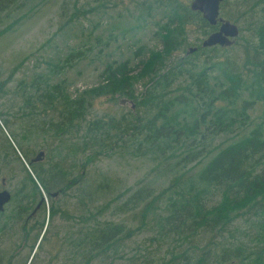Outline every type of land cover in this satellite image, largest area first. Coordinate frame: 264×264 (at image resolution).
<instances>
[{"label": "trees", "instance_id": "obj_1", "mask_svg": "<svg viewBox=\"0 0 264 264\" xmlns=\"http://www.w3.org/2000/svg\"><path fill=\"white\" fill-rule=\"evenodd\" d=\"M104 1L110 0H93V3ZM30 2L0 0V25L5 21L9 23L16 14L27 12ZM79 2L73 3L72 8ZM229 4L234 12L230 11ZM138 6L145 11H139L131 28L140 32L147 24L155 26L159 38L156 49L160 48V51L148 54L147 61H138V69L132 71H137L136 76H130L128 69L121 71L120 66L127 62L113 61L106 64L99 83L73 98L66 95L61 83L49 85L46 77H39L34 88L46 90L42 100L50 110L58 108L59 130L67 135L73 132L80 135L84 130L82 142L74 141L73 151L71 153L69 149L66 159L71 156L76 160L78 150L97 146L108 132H115V138H127L122 147L128 154L148 157L156 169L160 164L165 166L164 176H170V182L159 192L145 186L127 196L121 207L122 214L138 215V226L133 228L123 222H107L102 226L91 223L87 232L78 233V239L73 236V231L63 229L58 232L55 243L42 244L38 250L49 255L47 264H52L55 258L54 247L51 250L47 247L57 244L62 253L71 246L75 261L79 257L84 260L83 264H91L100 257L108 264H115L116 260H121L126 242L149 228L150 238L144 242L150 248L145 249L142 256L138 255L139 249L127 260L128 264H264V0H223L220 5V12L227 17L224 19L236 23L246 18L250 25L252 34L246 48L249 51L243 63L224 55L234 44L225 48H202V42L198 46L188 42L193 29L207 37L218 29V24L209 25L200 13L191 11L184 0H142ZM245 6L248 11L243 12L241 8ZM68 8L65 1L62 9ZM85 10H89L87 5L75 7L72 18L75 21L82 19L81 13ZM15 24L10 25L13 27L11 33H15ZM126 30L118 31L124 34ZM7 31L8 26L1 30V36ZM96 31L84 36L86 43L83 42V46L87 52L93 51L94 45L108 47V41L101 43L100 34L107 33L110 37L111 30H98V34ZM243 31L239 29V36ZM190 48H196V51L188 54ZM140 50L135 46L133 54L139 55ZM86 58L85 50L71 49L64 60L58 57L60 61L54 65L52 74L58 75L66 67L73 66L74 61L82 62ZM61 61L64 66H59ZM145 63L148 64V77L139 84L135 77H143ZM114 65L117 69L110 75ZM170 88L174 89L171 91ZM135 93L139 100L134 113L138 109L145 110L147 117H139L135 122L127 121L126 115L116 122L113 119H85L93 99H120V105L121 100L132 102ZM84 96L86 100H83ZM35 101L40 104V96ZM258 104L262 112L259 122L254 124L249 112ZM32 109L31 103L27 104L26 110ZM28 119L29 128H33L37 121ZM9 123L5 125L11 130ZM237 132V137H233ZM11 135L15 137V133L11 132ZM221 137L233 138L205 151V141ZM30 138L31 133L25 132L21 142L28 143ZM131 148L132 152L129 151ZM23 151L25 158L32 153L31 150ZM2 152L0 146V158ZM204 159H207L205 164L195 171V166L202 164ZM6 160L9 163L8 158ZM62 162L57 161L47 170L35 168L37 179L32 173L31 177L23 175L24 185L18 189L17 198L22 204L14 206L8 213H0V243L5 247V251L0 250V264H26L33 252L40 232L37 229L26 231L28 224L25 221L43 199L38 200L42 192L40 184L51 198L53 193H59L60 198L73 187L84 186V176L79 182L69 180ZM194 162L196 164L188 168ZM11 174L15 177L17 173ZM61 180L64 181L61 183ZM105 190V186L99 185L95 196L102 198ZM84 196L85 192H81V202ZM94 198L90 196V201ZM105 209H99L97 214ZM253 232L257 246L250 249L244 239ZM163 248L165 250L161 251Z\"/></svg>", "mask_w": 264, "mask_h": 264}, {"label": "rangeland", "instance_id": "obj_2", "mask_svg": "<svg viewBox=\"0 0 264 264\" xmlns=\"http://www.w3.org/2000/svg\"><path fill=\"white\" fill-rule=\"evenodd\" d=\"M65 1L69 6L67 10L62 9ZM76 1L31 0L27 12L21 15L16 14L12 20L9 19V23L5 21L0 25V89L5 86L4 92L0 93L2 110V114H0V146L3 149L1 154L3 156L0 158V189H2L1 182L5 178L6 187L16 194L19 187L24 185L25 178L23 175L28 174L31 177V173L35 174V168L40 171L47 170L54 167L57 161L68 160V162L62 163L65 164L64 171L68 172L69 180L79 182L84 176V186L82 188L75 186L58 199H52L44 190L45 194L41 192L38 200L40 201L45 195L46 206L52 202H69L73 209L71 215H77L80 218V221L73 219L69 221V224L75 227L73 236H77L78 239V233L80 234L82 230L87 232L86 229L91 223L92 225L100 223L102 226L107 222L116 224L123 222L133 228L138 226L140 222L138 215L122 214L121 207L127 196L145 186L152 187L154 192H159L170 182V176H164L165 166L160 164L156 169L148 157L128 154L126 149L122 147V143L127 138H115V132H108L97 146H88L87 150H78L76 160H73L71 156L66 159L69 149L71 153L73 151L71 146L74 141L82 142L84 130L82 129L80 135L77 132L67 135L63 130L58 129L57 126L60 121L58 108L50 110L43 103L42 95L47 92L34 88V85L39 83L38 78L46 77L45 80H48L49 85L53 86L61 83L66 95H72L73 98L101 81L100 74L108 62H127V64L122 63L121 71L124 72L128 69L131 72L130 76H136L137 71H132L138 69L136 68L138 61H147L148 54L160 51V48L156 49L159 46V38L155 26L147 24L143 26V30L140 32L131 28L135 25L134 20L139 11H145L143 7L139 9L140 6H138L142 0H110L103 3H93V0H78L80 1L79 4L72 8V4ZM190 1L184 0L188 5ZM83 5H87L89 10L82 12V19L75 21L72 18L74 9L75 7H83ZM229 7L230 11H233V6L229 4ZM31 9L33 10L30 11ZM91 9L95 11L91 12ZM241 10L246 12L248 7L245 6ZM221 16L227 19L222 12ZM11 23H17L14 28L16 29L15 33L10 32L13 29V27L10 28ZM233 24L244 31L235 39L234 45L224 52V55L226 58H232L235 62L243 63L249 51L246 48L249 47L248 41H250L252 34L250 25L246 22V18ZM7 26L9 31L1 36V30L6 29ZM140 26L142 27V25ZM121 28L127 29L124 34L118 31ZM108 29L111 30L112 36L108 37L107 33L100 34L101 43L105 44L108 41V47L106 48L102 44L94 45L93 51L87 52L83 46V42L86 43L84 36H89L92 30H97L96 34H98V30ZM205 37L193 29L188 42L198 46ZM135 46H139L141 49L137 56L133 54ZM100 48H102V53H99ZM71 49L85 50L87 58L82 62L74 61L73 66L66 67L58 75L52 74L55 69L54 65L60 61L58 57L61 56V60H64L65 55ZM50 62L51 66L49 65ZM64 65V61H61L59 66ZM143 68L146 76L143 74V77H135L139 84L144 77H148V64L145 63ZM113 69H117V65L110 68V75L115 73ZM146 80L147 78L144 81ZM246 82L248 81L246 80ZM139 88L142 89V86ZM46 89L48 88L46 87ZM170 89L172 91L174 88ZM173 93L175 94L177 91ZM39 96L40 104H36L35 100ZM83 100H86V96L83 97ZM119 100L113 101L108 97L93 99L90 108L85 113V119L87 121L113 119L116 122L126 115L127 121L135 122L139 117L148 116V114H144L145 110L138 109L137 113H134L135 107L134 109L131 108L132 104L138 103L139 99L136 93L132 102L125 101L119 105ZM30 103L33 109L26 110L27 104ZM261 112L262 109L259 104L249 112L254 124L259 122ZM28 118L37 121L33 128H29ZM8 121L11 130L5 125V123L8 124ZM83 125H85V120ZM11 132L15 133V137L11 135ZM25 132L31 133L28 143L25 140L21 142ZM237 134L238 132L233 137H237ZM233 137H221L212 141L209 139L204 142L205 151H209L217 143ZM23 149H26L25 153L32 151L28 158L26 156L27 159L24 157ZM40 150L46 153V159L31 166L30 159L36 157ZM129 151L132 152L133 148ZM14 153L17 154L18 158ZM5 157L8 158L9 163ZM206 161L207 159H204L202 164L196 165L195 171L202 167ZM195 164L194 162L188 168ZM13 172L17 173L15 177H13L14 174H11ZM101 184L106 187V190L102 192V198L95 196V190ZM81 192H85L83 202H81ZM90 196L95 197L93 202L90 201ZM108 203L109 205L106 206ZM104 207H106L105 211L97 214L99 209ZM131 220H134L133 224ZM52 221L55 220L52 219ZM75 224L78 225L75 226ZM150 234V229L147 228L141 235L127 241L126 246L123 247L125 251L121 260H116L115 264H128L127 260L136 255L139 249L141 252L138 255L145 254V249L150 247L144 240L150 238ZM254 236L253 232L244 239L245 245L250 249L257 246ZM3 244L0 243L1 251H5V247H2ZM47 249H52L55 255L52 264H83L84 262L79 257L75 261L71 246L67 248L68 252L63 253L58 244L49 245ZM164 250L165 248L161 251ZM38 254L41 257L45 256L42 263L47 264L50 259L49 255H45L41 251ZM41 257L40 259H42ZM102 258L104 259V257L95 259L91 264L109 263H106ZM33 260L34 257L29 264H40L39 258L34 263Z\"/></svg>", "mask_w": 264, "mask_h": 264}, {"label": "flooded vegetation", "instance_id": "obj_3", "mask_svg": "<svg viewBox=\"0 0 264 264\" xmlns=\"http://www.w3.org/2000/svg\"><path fill=\"white\" fill-rule=\"evenodd\" d=\"M42 152L44 153V155H43L41 160H45L46 159V153L44 151H40L36 155V157H33L30 159V162L32 164L37 163V162H32V161L38 160V158L41 157ZM38 162H39V160H38ZM34 177L37 179V177L35 175H34ZM63 181L64 180H61V183ZM6 185H7V181L4 178L1 182L2 189H0V191L7 190L11 194V200L8 204L5 205V210L1 213H8L9 210L12 209L14 206L22 204L21 202L17 201V198L19 197L18 191H16V194H15V193H13L12 190L8 189L6 187ZM40 187H41V191L44 192L45 189L41 186V184H40ZM19 189H21V187H19ZM44 194H45V192H44ZM52 195H53L52 199H55V198L58 199L59 193H53ZM42 198L44 199V202L41 203V201H40L39 203H37L36 206L31 211V214L29 215L28 219L25 221L26 224H28L26 231L31 232V231H35L37 229L40 232V237L38 239V242H37L33 252L30 253V256H29L26 264H29L33 257H34L33 263L37 258H39V261L41 260L39 263L43 264L42 261H44L45 256H43V257H41V255L39 256L38 248L42 244L48 245V244L55 243L58 239V232L62 231L63 229L64 230L69 229L70 231H73L75 227L74 226L72 227L69 224V221L71 219H73L74 221H80L79 216H77V215L72 216L71 215L72 214L71 211L73 209H72L71 204L69 202H52L51 204H48L46 206L45 205V195L42 196ZM52 219L55 221L53 222ZM36 224L38 226H34ZM76 225H78V224H75V226ZM9 231H11V229ZM40 257L42 259H40Z\"/></svg>", "mask_w": 264, "mask_h": 264}, {"label": "water", "instance_id": "obj_4", "mask_svg": "<svg viewBox=\"0 0 264 264\" xmlns=\"http://www.w3.org/2000/svg\"><path fill=\"white\" fill-rule=\"evenodd\" d=\"M223 0H191L189 8L193 12L201 14L202 18L211 26L218 24V29L205 37L201 43L202 48L207 47H230L233 45L234 40L239 36V28L237 25L231 23L220 16L219 10ZM196 48H190L188 54L195 52ZM126 100H121L123 104ZM135 105L132 104L131 108L134 109ZM44 153L38 158L41 161ZM32 161V162H38ZM11 200V194L7 190L0 191V213L5 210V205ZM44 199L41 200V203Z\"/></svg>", "mask_w": 264, "mask_h": 264}, {"label": "bare ground", "instance_id": "obj_5", "mask_svg": "<svg viewBox=\"0 0 264 264\" xmlns=\"http://www.w3.org/2000/svg\"><path fill=\"white\" fill-rule=\"evenodd\" d=\"M197 13H198V12H197ZM219 13H221L220 10H219ZM234 41H235V40H234ZM233 44H234V43H233ZM134 105H135V104H134Z\"/></svg>", "mask_w": 264, "mask_h": 264}]
</instances>
